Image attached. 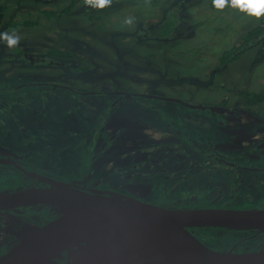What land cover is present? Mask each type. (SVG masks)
Here are the masks:
<instances>
[{"label": "rangeland", "instance_id": "1", "mask_svg": "<svg viewBox=\"0 0 264 264\" xmlns=\"http://www.w3.org/2000/svg\"><path fill=\"white\" fill-rule=\"evenodd\" d=\"M1 4L6 9L0 33L21 36L14 48L0 43V102L8 101L12 110L1 114L5 150L22 152L58 180L84 187L98 184L160 206L178 207L177 194L184 206L264 204L258 186L251 189L238 169L207 152L211 146L221 151L245 146L249 136L239 127L264 125V100L247 106L236 93L264 90V15L257 19L229 7L217 10L212 0H159L156 5L120 0L102 11L83 6L82 0ZM127 15L138 18L134 31L121 26ZM162 21L172 26L166 37L156 32ZM256 26L261 33L239 44ZM50 50L77 58L60 59ZM230 51L237 57L223 60ZM90 91L100 93H81ZM145 93L175 96L194 105L223 106L224 101V106L217 118L208 109L191 110L157 98L145 105ZM109 135L114 137L110 140ZM261 136L264 128L254 138ZM213 147L209 150L215 152ZM92 154L100 155L95 160L98 171L112 174L117 169L108 184L98 180L100 175L95 178L96 170L85 171ZM229 157L234 166H264L256 158ZM4 171L0 192L19 189L18 174ZM196 190L203 192L199 200L193 197ZM245 190H252L251 197L236 201ZM171 194L175 196L169 199ZM31 207L58 212L50 205ZM19 219L0 213V223ZM34 225L24 222L19 227ZM203 234L224 244L236 238L217 229H204ZM3 236L1 231L0 241Z\"/></svg>", "mask_w": 264, "mask_h": 264}, {"label": "water", "instance_id": "2", "mask_svg": "<svg viewBox=\"0 0 264 264\" xmlns=\"http://www.w3.org/2000/svg\"><path fill=\"white\" fill-rule=\"evenodd\" d=\"M115 93L126 98L134 96ZM144 96L176 102L191 110L223 111L221 106L194 105L174 96L149 93ZM0 163L15 162L0 159ZM17 166L26 171L23 166ZM31 176L38 184L0 192V211L19 214L18 208L33 205H50L62 211L27 229L12 248L0 254V264H67L70 248L95 236L109 238L123 224L148 227L150 251L133 264H264V250L244 254L217 251L205 245L197 232L188 229L222 227L264 232V207H163L115 191L80 187L41 173ZM77 257L81 258V250Z\"/></svg>", "mask_w": 264, "mask_h": 264}, {"label": "flooded vegetation", "instance_id": "3", "mask_svg": "<svg viewBox=\"0 0 264 264\" xmlns=\"http://www.w3.org/2000/svg\"><path fill=\"white\" fill-rule=\"evenodd\" d=\"M74 92V91H73ZM92 92V91H90ZM82 94H84L83 92H81ZM77 94V93H76ZM10 104L8 103V101H5L3 103L0 102V159H5V160H13L15 163H12V165L9 164H5V163H0V176L5 172L4 169H8L7 172L11 173H17L18 176L20 177L19 182L17 183L20 188H24V187H29L32 185H36L38 184V180L36 178H34L33 176H31V173H41V174H45L48 176H51L53 178H56L54 176H52L50 173H48L47 171L38 168L35 164L29 162L27 159V157L25 156V154H23L22 152L16 150H14V153H11L10 150H5L6 147H4V143L5 141L2 140V134H4L3 128H2V122H1V114L2 111H6L5 113H9L12 112V110H10ZM109 108V107H108ZM107 113V110L104 112ZM15 115H12L11 118H17L14 117ZM251 125H247V126H240L239 128L241 130H243L244 132L243 135H247L249 137L246 138V142L247 144L245 146L240 145V143L237 145V149H231V148H227L224 151L221 150H217L218 148H214L213 146L208 147L207 152L209 151L211 154L214 155V153H219V155L221 156H225L227 160H223L222 162L224 164H228L233 168L238 169V171L242 174V176L240 177L241 181H243V183L248 182V184H250L248 187H250L251 189H253V184H255V186H258L257 188L259 190H261L262 192H264V166H259V165H255V164H241L239 163V165L234 166L235 163H233V161L231 160L232 158L229 157L230 155L234 158H236L238 161L240 160L239 157L240 156H247L248 159H255L257 162H260V160L264 161V136L259 137L258 139H255L254 136L256 134H259V132L262 131V129L264 128V125L262 127H257V125L255 124L254 126L250 127ZM248 127V128H246ZM6 134V132H5ZM253 134H255L253 136ZM253 136V137H252ZM114 135H109L108 138L111 140V138H113ZM228 142V141H227ZM213 147L214 151H210L209 149H211ZM100 155L97 154H92V156L86 160L88 161L85 164V170L86 172H89V170L91 171L96 170L95 178L97 179L98 175L101 176V179L99 178V181H103V183L108 184V182L111 181L112 179V175L115 174V172L117 171V169L115 168L114 172L112 174H110V172H105V171H98L97 166H95V160L97 158H99ZM207 156L210 157L209 154H207ZM213 158V157H210ZM243 159V158H241ZM219 160V159H217ZM229 162V163H228ZM17 165L19 166H23L26 171H24L23 169L19 168ZM241 165V166H240ZM93 176V175H92ZM57 179V178H56ZM250 180H252L253 182H249ZM68 182V181H66ZM71 183V182H70ZM242 183V184H243ZM41 184V183H40ZM74 184V183H72ZM76 185V184H74ZM80 186V185H77ZM80 187H84V186H80ZM84 188H99L105 191H109L107 188H101L98 186V184H96L94 187H84ZM2 191V190H1ZM249 190H245V191H240L239 192V196L237 197L238 200H248V196L249 198L251 197V191L249 192ZM247 193L248 195L244 194ZM125 195V194H124ZM172 197H170L169 199L174 198V194H171ZM203 195L202 191H195V195L193 196L194 198H196L195 200H199ZM178 199V204L176 205L178 207H172V208H193L196 206H184V205H180V199L178 197V194L176 196ZM28 207H30L32 209L31 206H25V207H20L18 208L20 210L19 214H15L14 212H6V211H0V213H10V214H14L16 216H18L20 219L17 221H12L10 222V227L6 228L5 226V221H1L0 223V232H4V236L1 238L0 241V254L5 253L6 251H8L10 248H12L18 241H19V237H17L15 234H13V230L17 227H19V224L24 223V222H30L27 221L26 219L22 218V215L26 212H29ZM166 207V206H163ZM264 207V204H261L259 206H257L256 208H261ZM56 210L58 212H55L54 215H52V213H50L49 216H44V220L39 222V223H34L36 225H40L43 224L44 222H46L49 218H52L53 216L58 215L62 209L55 207ZM33 210V209H32ZM35 210V209H34ZM4 222V223H3ZM5 229V230H4ZM189 231H191L192 233H198V238L208 247L215 249L217 251H229L231 250L232 253H250V252H254V251H263L264 250V232H260L259 230H232V229H228V228H222V227H189L188 228ZM204 229H217L220 231H227V232H231V234H234L236 236V238L232 241H230L227 244L221 243L219 242L220 240L216 238H211L210 236H207L205 234H203ZM11 231V232H10Z\"/></svg>", "mask_w": 264, "mask_h": 264}, {"label": "bare ground", "instance_id": "4", "mask_svg": "<svg viewBox=\"0 0 264 264\" xmlns=\"http://www.w3.org/2000/svg\"><path fill=\"white\" fill-rule=\"evenodd\" d=\"M5 218L9 219L8 216ZM4 224L6 228L10 227L7 221ZM147 228L146 225L123 224L109 238L104 236L89 238L80 246L70 248L67 264H133L150 251ZM26 231L27 229L21 226L15 228L13 234L22 237ZM78 250H81V258L77 257Z\"/></svg>", "mask_w": 264, "mask_h": 264}, {"label": "trees", "instance_id": "5", "mask_svg": "<svg viewBox=\"0 0 264 264\" xmlns=\"http://www.w3.org/2000/svg\"><path fill=\"white\" fill-rule=\"evenodd\" d=\"M158 1L159 0H151V2L149 4L156 5L158 3ZM1 3H2V0H0V18L2 17V15H3V13H4L5 9H6V6L4 4H1ZM46 13L49 14V15L51 14V12H49V11L46 12ZM53 14H55V13H53ZM59 14H60V12H59ZM165 24L166 23H164V21H162L157 26V27H159V29L156 32L159 33V35H160L159 37H166V36L170 35L171 32H172L171 24L167 25V26ZM162 26H163V29H160ZM261 29L262 28L260 26H256L255 28L251 29L246 34V36L243 37L240 40L239 44H242L245 40H249V39L252 40V38H254L256 35L261 33ZM233 52L234 51H230V52L225 53L224 56H226V55H228V56L226 58L224 56H222L223 60H229V62L233 61L237 57V55H233L234 54ZM49 53H50L51 56H56V57H59L60 59H66V60H70V61H73V60H75V58H77V56L75 54L71 53V52H65V51L61 52V51H57V50H50ZM239 53H240V51L238 52V54ZM54 63L55 62H53V64ZM96 93L98 94L100 92L95 91V94ZM236 93H237L238 96H240V97H242L244 99L245 104L247 106L254 105V104L262 102L264 100V90L257 93V92H253V91H250V90H247V89H242V90H236ZM151 99L152 98H145V105L150 106ZM161 101L163 103H171L169 101H164V100H161ZM173 103H176V102H173ZM221 105L224 106V101H223V103L221 102ZM223 106H221V107H223ZM210 113H213L214 116L217 117V118H221L220 115H221L222 112H213V111H211ZM175 128H177V127L175 126ZM180 134H181V136L186 135L185 132H180ZM216 154H218V157H219V153H216ZM221 159L222 160H227L225 156H221ZM28 209H29L28 210L29 212L24 213L22 215V218H24L27 221H30L32 223H39V222L43 221L44 220V216H49L50 215V213H45V211L46 212L52 211V210L48 209V210H41V211L39 210V212H38V211L32 210L30 207H28ZM15 214H17V213H15ZM54 214H55V212H54ZM54 214L52 213V215H54Z\"/></svg>", "mask_w": 264, "mask_h": 264}, {"label": "clouds", "instance_id": "6", "mask_svg": "<svg viewBox=\"0 0 264 264\" xmlns=\"http://www.w3.org/2000/svg\"><path fill=\"white\" fill-rule=\"evenodd\" d=\"M120 0H82L83 6L102 11L110 8L114 3ZM145 4H149L151 0H144ZM212 5L217 10H223L225 7L232 8L237 12L244 13L249 17L259 19L264 15V0H212ZM138 24V18L135 15H127L121 21L124 30L134 31ZM21 36L18 32L0 33V43L8 48H14L19 45ZM243 122V121H242Z\"/></svg>", "mask_w": 264, "mask_h": 264}, {"label": "crops", "instance_id": "7", "mask_svg": "<svg viewBox=\"0 0 264 264\" xmlns=\"http://www.w3.org/2000/svg\"><path fill=\"white\" fill-rule=\"evenodd\" d=\"M175 97V96H174Z\"/></svg>", "mask_w": 264, "mask_h": 264}]
</instances>
